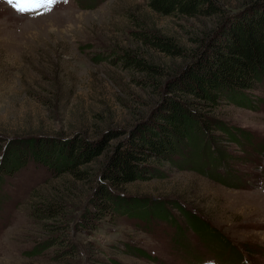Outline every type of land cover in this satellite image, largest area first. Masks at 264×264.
<instances>
[{"label": "rangeland", "instance_id": "obj_1", "mask_svg": "<svg viewBox=\"0 0 264 264\" xmlns=\"http://www.w3.org/2000/svg\"><path fill=\"white\" fill-rule=\"evenodd\" d=\"M216 1L223 14L187 18L143 0L49 1L34 14L0 0V162L10 141L30 136L61 146L83 137L103 147L78 176L29 155L11 175L0 171V264H215V252L264 264V77L243 93L245 103L222 96L214 107L172 78L202 31L249 2ZM138 30L182 49L158 50ZM126 51L157 73L113 57ZM168 97L201 126L174 144L175 154L148 160L158 173L142 166L139 178L121 184L102 178L115 148ZM101 185L123 196L125 208L85 223ZM50 201L55 214H38L35 207Z\"/></svg>", "mask_w": 264, "mask_h": 264}, {"label": "trees", "instance_id": "obj_2", "mask_svg": "<svg viewBox=\"0 0 264 264\" xmlns=\"http://www.w3.org/2000/svg\"><path fill=\"white\" fill-rule=\"evenodd\" d=\"M143 1L153 11L165 15H182L189 18L195 15L213 16L224 13L216 0ZM232 12L226 16L220 27L204 30L195 38L194 42L198 45L192 48L191 60L181 69L179 67L177 73L173 72L172 76L188 86L191 93L209 101L212 107L219 103L222 96L245 103L247 98L243 93L254 88L264 77V0H249ZM135 33L165 53L175 55L182 49L170 38L160 34L142 30ZM113 57H117L126 67H135L139 72L148 75L157 73L154 65L144 64V60L134 52H120ZM166 85L170 86L167 83ZM168 98L164 100L165 106L160 109V114L158 111L154 113L142 127L132 130L122 144L115 148L103 166L102 178L121 184L139 178L142 166L149 172L158 173L148 160H161L166 153L175 154L177 151L174 144L183 143L192 130L201 126L200 121L193 120L191 111L189 112L184 104L177 102L174 97ZM224 133L229 137L232 135L229 131ZM49 140V137L30 136L10 141L9 144L13 143V148L4 149L2 152L0 163H3V166L0 171L11 175L25 164L29 155L30 159L47 167L62 169L78 176V172L82 171H78V167L89 162L103 149L101 143L97 144V141H88L83 137L74 141L66 140L62 144L65 145L63 147ZM111 194L104 185L99 187L91 203L95 211L84 217L85 223L91 222L93 216L99 217L111 212L115 206L121 205V208H125L122 205L125 203L123 196L115 198ZM51 202L41 207L36 206L38 214L52 217L58 208ZM69 247L71 248L70 244Z\"/></svg>", "mask_w": 264, "mask_h": 264}, {"label": "snow or ice", "instance_id": "obj_3", "mask_svg": "<svg viewBox=\"0 0 264 264\" xmlns=\"http://www.w3.org/2000/svg\"><path fill=\"white\" fill-rule=\"evenodd\" d=\"M53 7L55 6L56 3L60 2V0H51Z\"/></svg>", "mask_w": 264, "mask_h": 264}, {"label": "clouds", "instance_id": "obj_4", "mask_svg": "<svg viewBox=\"0 0 264 264\" xmlns=\"http://www.w3.org/2000/svg\"><path fill=\"white\" fill-rule=\"evenodd\" d=\"M45 6H47V5H45Z\"/></svg>", "mask_w": 264, "mask_h": 264}]
</instances>
